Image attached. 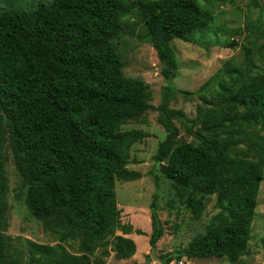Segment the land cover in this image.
I'll use <instances>...</instances> for the list:
<instances>
[{"label":"trees","instance_id":"1","mask_svg":"<svg viewBox=\"0 0 264 264\" xmlns=\"http://www.w3.org/2000/svg\"><path fill=\"white\" fill-rule=\"evenodd\" d=\"M199 1L52 0L30 11L0 12V264H19L6 261L4 135L32 216L60 242L78 244L79 254L60 243H32L29 264H104L90 256L106 245L117 261L135 255L115 188L140 177L127 166L141 136L121 127L151 108V92L142 80L123 75L115 42L125 36L124 18L135 15L145 28L141 39L155 49L160 75L170 82L179 70L170 43L193 42L192 35L213 19ZM248 30L264 37V8ZM255 50L261 66H227L197 93L163 88L155 110L166 136L153 160L194 219L205 211L204 197L215 196L218 211L187 248L159 256L162 264L182 258L234 264L248 255L264 180V43ZM215 86L220 90L205 97ZM194 94L203 103L196 120L170 107L176 95ZM175 121L195 141L179 140ZM149 209L153 251L164 232L157 196Z\"/></svg>","mask_w":264,"mask_h":264},{"label":"rangeland","instance_id":"2","mask_svg":"<svg viewBox=\"0 0 264 264\" xmlns=\"http://www.w3.org/2000/svg\"><path fill=\"white\" fill-rule=\"evenodd\" d=\"M50 2L52 0H0V12L30 11L38 4ZM199 6L210 11L213 19L208 26L192 35L193 42L175 39L170 43L179 63L178 75L170 82H166L160 75V63L155 49L141 39L145 33L143 23L133 14L124 18V23L128 25L125 28V36L115 42L116 52L123 62V75L142 80L148 84L151 92V108L140 119L129 121L121 127L122 131H133L141 136L140 141L135 142L129 150L127 166L140 177L132 182L119 181L115 188L121 222L131 225V232L126 236L135 242L136 252L130 259L117 261L110 246L106 245L105 251L100 249L94 256H90L95 263L101 259L104 264H162L158 260L159 256L187 248L197 234L206 230L209 219L218 211L215 196L204 197L205 211L200 219H194L175 196L169 181L162 176L153 156L166 133L157 120L158 112L155 108L161 102L162 91L166 85L197 93L220 69L224 71L227 66L244 70L247 61L261 66V56L256 54L255 48L264 43V37L261 32L255 33L248 28L255 25L260 9L264 8V0H200ZM239 29L243 32L236 34L235 31ZM217 90H220L219 86L212 87L205 97L210 99L211 94ZM199 105L203 103L198 94L187 98L176 95L170 107L182 111L189 119L196 120ZM174 124L179 130V140L195 141L178 122L175 121ZM1 144L7 183L3 230L8 241L6 261L29 264L32 243L47 246L60 243L67 251L79 254L77 241L60 242L47 223L32 216L26 204L27 189L21 184L6 135L3 136ZM154 196H157L158 214L164 232L156 248L150 251L149 206ZM137 230L142 234H137ZM117 234L121 233L118 231ZM107 241L111 242V239ZM147 255L150 256L149 259ZM182 260H186L187 264H228L225 260L217 258ZM234 264H264V180L259 187L248 255L241 257Z\"/></svg>","mask_w":264,"mask_h":264},{"label":"built area","instance_id":"3","mask_svg":"<svg viewBox=\"0 0 264 264\" xmlns=\"http://www.w3.org/2000/svg\"><path fill=\"white\" fill-rule=\"evenodd\" d=\"M172 263V262H171ZM170 263V264H171ZM173 263L174 264H187V261L186 260H182V259H180V260H177V261H173Z\"/></svg>","mask_w":264,"mask_h":264}]
</instances>
